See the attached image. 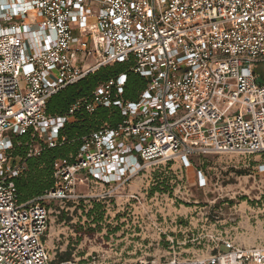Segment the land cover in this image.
<instances>
[{
    "label": "built area",
    "instance_id": "2783aa9c",
    "mask_svg": "<svg viewBox=\"0 0 264 264\" xmlns=\"http://www.w3.org/2000/svg\"><path fill=\"white\" fill-rule=\"evenodd\" d=\"M262 60L264 0H0V264H264V241H245L212 215L214 201L202 211L194 200L214 181L197 157L258 155L264 172ZM126 61L147 80L137 99L122 97L121 73L64 114L47 113L52 95ZM100 106L123 119L83 136L75 154L54 161L53 187L20 202L15 178L27 157L63 143L78 112ZM25 134L27 157L15 156ZM88 199L98 202L95 233L51 232L55 203L67 210ZM114 205L116 225L98 244L106 250L83 254L99 238V207ZM193 212L201 217L188 219Z\"/></svg>",
    "mask_w": 264,
    "mask_h": 264
},
{
    "label": "rangeland",
    "instance_id": "374dc122",
    "mask_svg": "<svg viewBox=\"0 0 264 264\" xmlns=\"http://www.w3.org/2000/svg\"><path fill=\"white\" fill-rule=\"evenodd\" d=\"M260 72L264 77V62L260 64ZM260 161L261 157L258 155L246 157L235 153L215 154L204 158L197 157L194 160L195 165L204 162V166L209 169L214 180L213 184L206 191L194 189V200L198 201L197 205L199 207L206 206L202 211H208L210 210L208 208L209 203L214 201L212 215L216 216L215 218L220 220L223 226L228 229L239 226L238 232H243V239L252 243L264 241V172L258 169ZM190 176H195L193 169L190 170ZM82 190L86 189L83 187ZM96 203L98 202L88 199L74 207V204L71 202V204L67 205L69 208L64 210L61 209L60 202L58 201L54 204V208L60 212L52 214L54 222L51 232L56 236L60 235L62 239H64V235L65 237L69 236L71 240L74 239V236L71 234V230L74 227L84 226L86 227L87 234L91 235L95 233L90 224L92 223L91 213L94 207L97 206ZM103 205L106 207V204ZM116 208V205L110 206L109 210H106L103 206L99 207L101 209L99 215L102 218V223L99 224L100 227L96 230V232H99V238L91 245L87 241V244L80 248V250L84 249L83 254L92 249L102 250L104 248L106 250L105 247H99L98 244L101 241L100 236L108 239L106 233H110V227L116 225L114 224L116 220L114 218ZM187 210L189 209L183 208L182 212ZM188 215V219L191 216H194L196 220L201 217V214L196 215V212H193V215L190 213ZM82 238L78 237L76 239L74 247L66 246V256H71L74 249L81 246ZM121 238L114 236V250H121ZM48 243L52 245L50 240Z\"/></svg>",
    "mask_w": 264,
    "mask_h": 264
},
{
    "label": "trees",
    "instance_id": "16d2710c",
    "mask_svg": "<svg viewBox=\"0 0 264 264\" xmlns=\"http://www.w3.org/2000/svg\"><path fill=\"white\" fill-rule=\"evenodd\" d=\"M259 61L256 67L258 81L264 83V77L260 72ZM131 61L116 62L100 67L93 73L74 84L66 86L52 95L47 102L46 111L50 115L64 114L70 105L79 98L90 96L95 88L121 73H126L124 93L125 100H135L144 90L147 80L132 69ZM123 119L119 108L100 106L93 113L80 110L75 122L67 124L61 134L65 141L55 147H45L38 155L27 157L26 142L30 139L29 134L16 138L15 156L27 157L26 169L20 176L15 178L17 193L20 202L35 198L54 185L53 163L58 158H69L75 154L81 144V138L104 124L116 125ZM242 172V171H241Z\"/></svg>",
    "mask_w": 264,
    "mask_h": 264
}]
</instances>
